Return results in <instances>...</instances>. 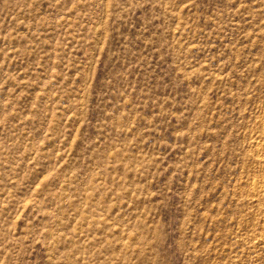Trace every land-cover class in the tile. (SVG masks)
<instances>
[{"label": "rangeland", "instance_id": "rangeland-1", "mask_svg": "<svg viewBox=\"0 0 264 264\" xmlns=\"http://www.w3.org/2000/svg\"><path fill=\"white\" fill-rule=\"evenodd\" d=\"M0 264H264V0H0Z\"/></svg>", "mask_w": 264, "mask_h": 264}]
</instances>
